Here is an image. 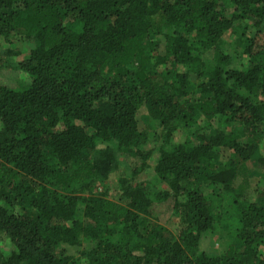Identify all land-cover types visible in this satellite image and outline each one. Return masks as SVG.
Wrapping results in <instances>:
<instances>
[{
	"label": "trees",
	"instance_id": "trees-1",
	"mask_svg": "<svg viewBox=\"0 0 264 264\" xmlns=\"http://www.w3.org/2000/svg\"><path fill=\"white\" fill-rule=\"evenodd\" d=\"M12 53L29 81L0 86V264H78L65 246L86 264H264V0H0V70ZM141 109L167 131L160 191L120 164L132 179L151 156ZM178 128L189 136L171 144ZM111 176L124 204L95 194ZM169 200L175 235L152 217ZM216 224L212 256L200 244Z\"/></svg>",
	"mask_w": 264,
	"mask_h": 264
},
{
	"label": "rangeland",
	"instance_id": "rangeland-1",
	"mask_svg": "<svg viewBox=\"0 0 264 264\" xmlns=\"http://www.w3.org/2000/svg\"><path fill=\"white\" fill-rule=\"evenodd\" d=\"M252 33L253 31L249 28L245 32L246 36H250ZM221 49L225 54L232 58L233 67H241L245 65V59H242V56H239L240 42L238 41L237 36H226L223 39ZM1 53H6V49H2ZM6 59L7 60L5 62L4 68L0 70V86L9 87L11 89H20L26 86L29 81L28 77L25 74L19 72L16 68L18 62L22 59V55L12 53L7 56ZM144 116L145 111L141 109L139 112V117H141V125L145 127L147 132L151 135L146 144L142 146L143 150L151 151V156L146 161V168L136 177L130 179L131 161L128 159H121L120 164L123 166L125 177L129 179L131 183L136 184L144 182L154 190L160 191L165 189V184L157 182L155 175L152 173V168L158 158L157 147L164 141L167 131L158 125L148 124L147 121H144ZM215 125L216 122H213V126ZM188 136L189 135L183 129L178 128L170 133V143H183L188 138ZM260 150L261 153L264 152V143L260 146ZM239 183L240 180L235 182V187H237ZM260 186L261 181L258 176L250 177L248 180V188L245 189L246 197H254L256 195V191L261 188ZM203 191L205 195L213 202L215 207L228 202L229 193L225 192L224 189L219 185H204ZM95 194L104 196L108 200L114 202H119L121 204L125 203V201L120 196L117 180L113 176L99 184L95 189ZM152 217L174 235L180 228V217L173 212L171 200L164 203H155L153 205ZM223 228L221 225H214L212 233L206 235L200 244L202 251L211 254L212 256L218 255L222 252L223 247L221 240L223 239V236H225ZM62 250L72 255L74 259L78 261V264H86L85 259L78 253L79 249L65 246L62 247ZM11 251V245L7 239L4 238L2 234H0V253L7 255Z\"/></svg>",
	"mask_w": 264,
	"mask_h": 264
}]
</instances>
